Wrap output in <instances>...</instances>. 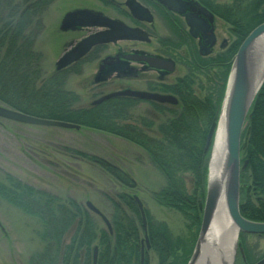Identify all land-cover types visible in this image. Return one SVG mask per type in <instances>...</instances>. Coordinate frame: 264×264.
Masks as SVG:
<instances>
[{"label": "trees", "instance_id": "trees-1", "mask_svg": "<svg viewBox=\"0 0 264 264\" xmlns=\"http://www.w3.org/2000/svg\"><path fill=\"white\" fill-rule=\"evenodd\" d=\"M53 2L0 0V103L31 115L110 132L143 147L166 178L165 185L152 193L153 200L180 212L191 231L189 238L173 236L168 224L152 220L144 207L151 244L148 252L156 253L158 264H188L201 228L206 198L210 158L206 141L221 112L234 55L250 31L264 22V0H251L244 11L229 7L225 19L231 25L233 41L221 87L211 86L203 96L191 91L182 94L180 109L168 112L158 124L156 132L160 137L151 134L154 126L151 120L144 119L146 129L116 121L118 117L129 118L132 102L128 98L72 108L68 98L74 95L63 85L65 70L43 76L41 54L33 45L36 33L42 29L41 15ZM79 153L123 186L136 187L130 174L113 162ZM241 157L242 166L247 161L240 174L241 213L249 219L264 221V84L247 117ZM0 190L5 191L8 201L41 220L38 237L43 246L30 256L28 264H92L95 246L98 264H140L144 245L141 231L144 235L145 232L135 194L122 191L116 197L108 195L113 205L111 217L106 215L109 229L105 223V227H100V216L73 196L61 198L13 175H9L8 183L0 181ZM145 264H148L147 256Z\"/></svg>", "mask_w": 264, "mask_h": 264}, {"label": "rangeland", "instance_id": "rangeland-1", "mask_svg": "<svg viewBox=\"0 0 264 264\" xmlns=\"http://www.w3.org/2000/svg\"><path fill=\"white\" fill-rule=\"evenodd\" d=\"M219 3L245 10L251 0H221ZM92 5H96V0H54L45 8L41 15L42 29L36 33L33 45L34 50L41 54L39 62L44 77L56 72V63L66 51L67 39L72 36L59 28L64 14L78 6ZM221 21L218 27L220 38L229 36ZM73 36L79 37L80 34ZM92 58L80 61L79 65L67 72L65 69L63 85L66 91L74 95L68 98L72 108L88 107L92 101L117 87L116 82L97 84L93 80L96 62ZM131 104L127 107L129 118L121 120L118 117L116 121L146 129L144 119H154L149 104L143 101ZM154 120L156 127L160 119ZM151 128V134L160 137L156 132L158 128ZM79 151L113 162L130 174L136 187L123 186ZM9 175L64 199L73 196L83 204L90 200L109 218L113 205L108 195L116 197L122 191L131 192L142 200L152 220L166 222L175 237H190L191 231L185 217L174 209L158 205L152 198V193L165 185L166 178L154 165L151 156L140 145L113 133L88 127L72 129L0 118V181L8 183ZM188 184L191 185L189 180ZM4 195L5 191L0 190V264H28L30 256L43 246L38 237L41 220L8 201ZM98 223L100 227H105L100 217ZM141 233L143 237V231ZM146 256L148 264H158L153 250L147 252Z\"/></svg>", "mask_w": 264, "mask_h": 264}, {"label": "flooded vegetation", "instance_id": "flooded-vegetation-1", "mask_svg": "<svg viewBox=\"0 0 264 264\" xmlns=\"http://www.w3.org/2000/svg\"><path fill=\"white\" fill-rule=\"evenodd\" d=\"M220 1L171 0L170 8L161 0H96V5L72 8L100 11L130 27L141 29L145 35L141 39L96 44L79 60L66 66V72L93 56L92 61L96 62L93 80L97 84L117 83L116 89L103 95L132 89L175 97L176 103L134 96L111 98H128L134 104L141 101L148 103L154 119H160L159 124L168 112L180 109V97L185 92L203 96L207 88L221 87L222 73L229 63L228 51L233 40L231 25L225 19L230 13V6ZM204 9L212 14V20ZM133 11H137V15ZM220 20L229 36L219 37ZM192 26L196 34L192 33ZM207 28L215 36L212 45L206 42ZM104 29L82 25L68 28L65 32L72 36L66 41V52L85 37ZM154 119L151 121L155 125ZM153 127L157 128V125ZM263 241L264 233H241L234 264H264Z\"/></svg>", "mask_w": 264, "mask_h": 264}, {"label": "water", "instance_id": "water-1", "mask_svg": "<svg viewBox=\"0 0 264 264\" xmlns=\"http://www.w3.org/2000/svg\"><path fill=\"white\" fill-rule=\"evenodd\" d=\"M168 7L171 0H161ZM129 5H131L129 3ZM133 9V5H131ZM135 8V7H134ZM136 9V8H135ZM208 17L212 20V14L206 9ZM137 15V11H133ZM74 25L82 26H99L106 29L93 33L80 42H78L72 49L65 52L57 61L56 69L61 70L71 63L79 60L84 56L94 45L115 42L120 39H141L144 38V31L139 28H133L126 25L120 20L110 18L100 11H95L89 8H76L70 10L63 16L60 24V29L66 31L68 28ZM192 33H195V29L192 26ZM208 41L212 45L215 41V36L212 30L207 28ZM264 35V22L256 26L243 40L238 51L236 52L231 72L228 78L225 96L223 99L220 118L224 116L226 122V161L225 170L229 177L226 184V208L228 215L237 226L238 232L233 248L232 261L230 264H234V258L237 249V241L240 232L261 234L264 233V221H256L246 218L240 211V174H241V138L243 130L247 123V117L251 106L257 96L259 90L264 84V67L261 73V80L257 76V72L261 67V60L263 52L257 47V40ZM117 96H134L142 99H155L161 102H173L176 103L177 99L171 95H163L157 93H150L147 91H139L132 89H125L115 91L103 95L96 99L93 104H99L111 98ZM0 118H6L13 121L45 126H57L64 128L80 129L82 126L75 122L51 119L46 117H40L31 115L10 107H6L0 104ZM218 121V124H219ZM218 127V126H217ZM217 131V129H216ZM216 132L213 140V146L211 149V155L208 166V180L206 198L203 207V217L199 235L192 252L191 258L188 264H195L202 248V241L208 232L210 225L213 221L214 212L216 210L219 192L217 189V183L211 180V161L214 149ZM212 139V133L208 135L206 146L208 147ZM247 164L245 161L243 167ZM219 185V184H218ZM136 203L141 212L142 225L145 232L144 240L146 247L143 245L141 248L140 264L145 262L146 249H150V240L147 231V217L142 200L134 195ZM87 207L98 214L104 221V223L111 228L109 219L106 215L96 207L90 200L86 201ZM92 264H98V247H94L93 262Z\"/></svg>", "mask_w": 264, "mask_h": 264}, {"label": "bare ground", "instance_id": "bare-ground-1", "mask_svg": "<svg viewBox=\"0 0 264 264\" xmlns=\"http://www.w3.org/2000/svg\"><path fill=\"white\" fill-rule=\"evenodd\" d=\"M257 45L263 55L255 79L261 80L264 67V35L257 40ZM226 157V122L222 116L216 131L210 174L211 180L217 183L219 199L213 221L202 241L201 253L195 264H230L232 261L238 228L229 217L226 208V184L229 177L225 170Z\"/></svg>", "mask_w": 264, "mask_h": 264}]
</instances>
